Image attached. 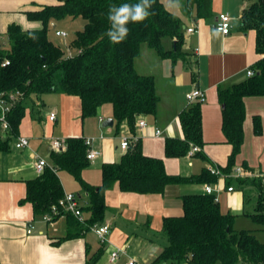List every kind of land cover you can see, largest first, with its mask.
<instances>
[{
    "label": "trees",
    "instance_id": "16d2710c",
    "mask_svg": "<svg viewBox=\"0 0 264 264\" xmlns=\"http://www.w3.org/2000/svg\"><path fill=\"white\" fill-rule=\"evenodd\" d=\"M141 0H58L36 9L25 11L27 19L37 22L34 28H23L19 23L9 24L7 36L10 46L0 45V93H17L8 118L11 130L3 132L0 126V150L10 146L12 138L19 136L20 124L27 114L42 116V95L56 92L75 96L80 100L81 119L93 117L106 103L112 105L116 128L123 124L134 134L138 121L157 115L160 96L152 75L138 73L134 61L146 43L164 59L177 60L184 45V23L181 17L166 9L162 0H150L146 9L148 16L140 22H129L127 37L120 43L110 41L106 33L111 29L110 10L123 4L135 5ZM214 0H182L183 13L198 18L213 14ZM66 17H83L86 23L76 31L68 44L73 54L68 56L49 35L50 25ZM240 28L255 32V47L259 55L256 73L230 86L218 87L222 104V130L232 151L225 166H218L228 178L241 151L246 118L245 97L264 96V0H257L243 9ZM171 39L172 46L165 43ZM185 55V54H184ZM182 55V56H184ZM8 60L9 63L4 65ZM28 106H30L29 111ZM183 138L167 137L164 150L167 157L188 154L192 145L205 143L202 129L201 103H192L179 114ZM254 132H262L261 118L254 117ZM135 136V135H134ZM85 137L70 136L60 150H52L49 165L42 173L26 180V195L21 203L29 202L35 215L49 212L52 205L64 196V188L58 175L66 171L80 184L88 197V205L81 206L89 216L81 223L74 215L67 214L68 232L58 239L86 235L95 224L106 221L108 205L106 191L117 184L120 190L142 194H164L170 186L189 184H214L219 176L209 167L199 173L182 175L169 173L162 157L147 155L142 141L133 137L129 147L118 161L104 162L99 184L88 182L83 171L91 161L87 158ZM213 166V165H211ZM239 187L251 185L256 197L248 194L245 202L252 200L254 208L246 211L253 222L264 229V184L256 179H238ZM183 213L163 218L162 232L167 243L155 262L173 261L187 264H264V242L253 230H237L234 227L236 214L223 210L213 194L191 192L181 195ZM89 245V244H88ZM87 245V252L90 246ZM105 252V244L93 251L86 264H96ZM0 264H7L0 261Z\"/></svg>",
    "mask_w": 264,
    "mask_h": 264
},
{
    "label": "crops",
    "instance_id": "0c3cea01",
    "mask_svg": "<svg viewBox=\"0 0 264 264\" xmlns=\"http://www.w3.org/2000/svg\"><path fill=\"white\" fill-rule=\"evenodd\" d=\"M56 2L58 0H0V37L7 35L8 26L13 22L19 23L25 29L37 27L38 23L29 21L25 11ZM250 2V0H214L213 14L209 18L179 14L184 23L182 50L185 51V55L175 61L162 58L154 48L149 47L146 43L141 46V53L134 61L135 68L140 74L154 76L160 101L155 122L150 125L149 117H146L148 125L146 127L137 126L134 134L126 124L117 130L111 107L105 111L101 106L95 116L82 120L80 100L66 94L59 93L60 105L58 109L51 110L57 114L55 120L49 119L51 111L43 116L27 112L20 124L19 135L27 136L30 145L17 148L15 141L18 136H16L11 139L7 149L0 150L1 262L7 264H86L91 253L100 246L98 241L99 244L95 248L92 247L88 233L54 244L68 232L67 216H60L47 223L42 221L40 216L34 214L29 202H20L26 195V180L38 175L34 166L36 155L40 154L49 161L50 153L53 150L49 146L48 150H46L47 147L45 148L46 143L51 144L50 138H54L53 135L47 134V128L44 130L43 137L38 138L33 134L35 122L41 124L50 122L59 125L63 137L60 139L63 140L70 136L93 137L92 146L101 150L98 157H101L102 163L118 161L120 159L118 157H121L126 151L121 148L122 136L135 135L141 139L144 153L164 158L166 169L169 171L167 160L176 157L165 155V138H183L184 132L179 114L192 104L188 102L186 93L200 88L206 93L207 100L201 104L203 139L205 141L201 152L204 156L200 154L192 156L196 157L195 161L200 166L197 173L211 165L225 166L227 164L232 146L226 141L222 130L223 106L218 98V87L237 83L247 77L246 70L248 68H256L259 55L255 47V32L242 30L240 24L237 25L232 19L234 17L231 16V13L234 12L240 21L243 9L250 6L252 4ZM221 13H228L231 17L232 28L228 34H222L215 29L216 18ZM193 25L197 31L188 32L187 29ZM53 26L56 27L55 24ZM244 100L246 106L244 140L241 151L236 156L233 169L236 166H243L247 170L264 173V96H247ZM29 109L30 106L27 111ZM255 116L260 117L262 122V132L259 134L255 133L253 128ZM110 117L114 119L113 126H105L104 120ZM100 118L103 120L100 121ZM156 128L162 130L160 136L156 135ZM118 148L122 149L120 155L114 152V149ZM90 169L91 166L83 171L84 178L92 184H99L102 172L100 181L97 179L94 181L91 180ZM169 173L173 172L169 171ZM58 175L64 191L77 193L79 198L84 197L85 205H88L86 193L80 189L81 186L75 179L74 182L71 180L70 176H73L63 170L59 171ZM238 179L240 178L231 177L229 183L228 178L219 177L214 183V186L220 190L219 202L222 209L235 213L236 217L241 214L247 215L245 212L249 211L246 209L244 188L253 193L256 192V189L251 185H245L244 188L239 187ZM241 179L261 180L260 178ZM233 181L235 184H232ZM228 183L233 185L235 190L228 191L227 187L230 186ZM204 185H185L183 193L177 192L176 197L185 193L204 192ZM171 187H168L164 194L125 192L120 190L117 184L110 189L118 190L120 197L133 200L131 204L139 207H141L140 201H138L141 199L139 197L143 196L137 195H152L148 199L160 202V208H156L155 211H157L156 214L159 215L162 224L165 216L172 215L169 214L170 211L166 210V205L163 202ZM110 189L106 191L107 205V193ZM78 190L82 191L83 196ZM80 205L83 206L82 203ZM180 209L183 211V204ZM134 210H136L135 207L129 209L131 212ZM142 210L147 215H151L149 212L151 207L148 204L145 205V208L142 207ZM174 210H178V208ZM115 217L116 214L110 217L108 213L105 221L110 225L107 242L109 257L115 247L128 245V255L143 264H187L173 261L155 262L164 246H157L153 239V233L147 232V235L142 236L134 234L129 237L124 232H118L112 227V220H115ZM29 224L33 225L30 233L27 232ZM122 236L124 237L122 238ZM87 245L90 246L89 252H87ZM103 256L104 254L96 264H127L128 261L127 255H121L116 262H111L108 257L107 260L100 263Z\"/></svg>",
    "mask_w": 264,
    "mask_h": 264
},
{
    "label": "rangeland",
    "instance_id": "374dc122",
    "mask_svg": "<svg viewBox=\"0 0 264 264\" xmlns=\"http://www.w3.org/2000/svg\"><path fill=\"white\" fill-rule=\"evenodd\" d=\"M250 1H251L250 2L251 4L253 3V1L255 2L257 0H250ZM181 2L182 0H163V3L166 6V9L173 11L175 13H178V15L183 14ZM235 15L236 14H234V12L231 13V16L234 17L232 19L237 23V25H239L240 21L238 18H236ZM85 23H86V20L83 17H66L62 20H55L50 25L49 35L57 44H60L62 48H64L65 41L72 40L73 37L75 36L76 31L79 29H82ZM53 24H55L56 27H54ZM55 29L65 30L68 33L67 37L63 38V37L57 36L55 34ZM0 44H1L2 49L9 48L10 43H9V39L7 35H3L0 37ZM165 45L167 48H171L172 46L171 39H168ZM184 54H185L184 50H180L178 52V56H182ZM60 98H61L60 94L56 92L44 93L42 95L44 105L42 107H36V110L40 108V111H37V113L41 112L43 116L45 113L49 114V112L54 108L58 109L60 105ZM110 107L112 108V105L110 103H106L103 105V108L105 111L107 110V108H110ZM149 122H150V125H152L155 122V117L150 116ZM45 128H47L48 135L50 136L53 135L54 138H63L61 136L62 134H61L60 126L54 123L52 124L50 122L47 124L45 123L41 124V123L35 122L33 126V134L35 135V137H38V138L43 137L45 133L44 131ZM50 145L51 144L46 143V146H45V148L47 147L46 150H48V146L50 148L52 147ZM121 151L122 149L120 148H118L117 150L114 149L115 153L117 154L119 153L118 155H120ZM118 158H120V156ZM195 160H196V157H192L189 154L181 155L176 158H169L167 160L168 170L172 171L173 173L182 174V175H190V174L197 173L200 166L199 164L197 165V162ZM90 166H91V169L89 172H90L91 180L93 179L95 181V179H97V181H100L101 166H102L101 157H98L94 161H92ZM70 178L74 182V178L71 176ZM233 183L235 184V181H233L232 184ZM228 185L230 184L228 183ZM184 186L185 185L172 186L169 193H167V196L165 197L163 202L166 205V210L170 211L169 214L180 215L183 213V211L180 209L182 207L181 196L176 197V195H177V192L179 191L183 193ZM81 190H78V192L83 196V193ZM243 191H245L246 195L250 194L252 196L251 199L252 198L254 199L256 197L255 193L251 192L250 190H246L244 188ZM137 196H143V197H139L141 199L138 200L140 201L141 207L133 206L131 204L133 200L129 198L120 197L118 190H115V189L109 190V192L107 193L108 209H107L106 215L109 213L110 217L111 216L113 217L114 214H116L115 220H112V227L115 228L116 231L118 232H121V231L124 232V234L128 235L129 237L134 236V234H137L138 236L147 235V232H151L154 235L153 239L155 240V243L157 244V246L159 245L164 246L167 243V241L165 239L164 233L162 232L161 220L159 218V215L156 214L157 211H155L156 208H160V202L151 201L153 199H148V197L152 195H145V196L137 195ZM79 201L80 203H82L83 206H86L85 205L86 201L84 197L79 198ZM253 201L254 200H252L249 203H246V209H248L249 211H252L254 208ZM147 204L151 207V210L149 211L151 215H147L146 213H144V210H142V207L145 208V205ZM132 207L136 208L134 212L129 211V209L130 208L132 209ZM175 208L176 209L178 208V210H174ZM84 216L86 218L89 216L88 211H85ZM148 219H149V222H148ZM234 227L237 230H242V229L253 230L255 231L257 237L262 242H264V229L262 228L260 224L253 222L249 216L243 215V214L237 216L235 219ZM123 237L124 236H122V238ZM88 239L92 243L93 248H95L99 244L96 236L91 230L88 233ZM105 246H106L105 247L106 251L100 263H103V261L107 260L109 257L108 243H106ZM216 264H220V263L217 262ZM238 264H244V262L240 261Z\"/></svg>",
    "mask_w": 264,
    "mask_h": 264
},
{
    "label": "built area",
    "instance_id": "2783aa9c",
    "mask_svg": "<svg viewBox=\"0 0 264 264\" xmlns=\"http://www.w3.org/2000/svg\"><path fill=\"white\" fill-rule=\"evenodd\" d=\"M232 25H231V17L228 13H221L215 21V29L221 32L222 34H228L231 31ZM188 32H195L197 31V28L195 25L189 27L187 29ZM55 34L60 37H67L68 33L65 30L55 29ZM65 47H66V53L68 56H71L73 54V49L68 44V41H65ZM9 61L6 60L4 62L5 64H8ZM256 69L255 68H248L246 70V76L251 77L255 75ZM18 93V92H17ZM17 93H10L9 95H5L0 93V126L1 130L3 132H8L11 130V123L9 121L8 115L11 111L14 103L17 100ZM186 98L189 103H204L207 100L206 93L202 91L200 88H195L189 92L186 93ZM57 117L56 112L53 110L49 114L50 120H55ZM103 118H100V121H102ZM148 125L146 119H142L138 121V127H146ZM155 133L157 136H160L162 134V130L160 128H156ZM133 137L135 136H122L121 140V148L126 150L131 141L133 140ZM93 137H86L85 143L88 146L87 148V158L92 162L94 161L100 154L101 150L94 148L93 145ZM52 148L54 150H60L64 146V140L60 138H50ZM30 145V140L27 136L19 135L17 137V140L15 141V146L17 148L27 147ZM200 147L198 145H192L190 150L188 151V154L190 156H193L196 152H198ZM49 165V161L41 156L40 154L36 155V161H35V169L38 174L42 173L44 168ZM209 170L212 174H216L219 177H225L224 172L218 167V166H210ZM228 177H239V178H260L262 182L264 183V173L263 172H254L251 170H247L243 166H236L234 167L233 171L228 175ZM228 191L235 190V187L233 185H230L227 187ZM204 191L208 194H213L216 201H219V188H216L214 184H205L204 185ZM74 215L81 223H85L86 217L84 216V212L82 210V207L79 203V197L74 192H65L64 196L61 197L57 203L53 204L49 212H46L40 216L41 220L47 223H50L54 219L60 217V216H66L67 214ZM33 225L29 224L27 232H32ZM91 231L96 235L99 243L106 244L108 242V235L110 233V225L105 222L103 224H95L91 227ZM128 245L126 246H117L115 247L111 253H110V261L116 262L118 258L121 255H127L128 261L127 264H143L139 261H137L136 258L131 257L128 255L127 252Z\"/></svg>",
    "mask_w": 264,
    "mask_h": 264
},
{
    "label": "clouds",
    "instance_id": "9594fccd",
    "mask_svg": "<svg viewBox=\"0 0 264 264\" xmlns=\"http://www.w3.org/2000/svg\"><path fill=\"white\" fill-rule=\"evenodd\" d=\"M150 7V0H141L135 5L123 4L119 8L113 7L110 10L109 19L111 29L106 33L111 42L120 43L128 35L129 29L126 25L131 22L143 21L147 16V8Z\"/></svg>",
    "mask_w": 264,
    "mask_h": 264
},
{
    "label": "water",
    "instance_id": "95a60500",
    "mask_svg": "<svg viewBox=\"0 0 264 264\" xmlns=\"http://www.w3.org/2000/svg\"><path fill=\"white\" fill-rule=\"evenodd\" d=\"M54 27H55V26H54ZM0 45H1V44H0ZM113 121H114V119H113L112 117H110V118L105 119L104 122H103V124H104L105 126H113Z\"/></svg>",
    "mask_w": 264,
    "mask_h": 264
}]
</instances>
